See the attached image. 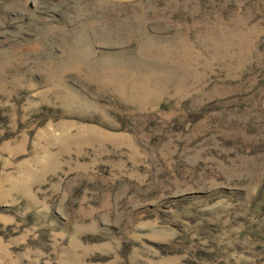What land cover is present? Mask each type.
Returning <instances> with one entry per match:
<instances>
[{
	"label": "rangeland",
	"instance_id": "374dc122",
	"mask_svg": "<svg viewBox=\"0 0 264 264\" xmlns=\"http://www.w3.org/2000/svg\"><path fill=\"white\" fill-rule=\"evenodd\" d=\"M0 264H264V0H0Z\"/></svg>",
	"mask_w": 264,
	"mask_h": 264
}]
</instances>
